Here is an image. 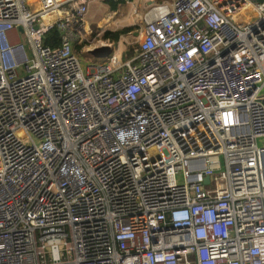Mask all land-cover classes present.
Wrapping results in <instances>:
<instances>
[{
	"label": "built area",
	"instance_id": "2783aa9c",
	"mask_svg": "<svg viewBox=\"0 0 264 264\" xmlns=\"http://www.w3.org/2000/svg\"><path fill=\"white\" fill-rule=\"evenodd\" d=\"M92 1L0 0V264H264V3L83 58Z\"/></svg>",
	"mask_w": 264,
	"mask_h": 264
},
{
	"label": "rangeland",
	"instance_id": "374dc122",
	"mask_svg": "<svg viewBox=\"0 0 264 264\" xmlns=\"http://www.w3.org/2000/svg\"><path fill=\"white\" fill-rule=\"evenodd\" d=\"M170 3L172 0H166L158 3L157 0H126V4L119 7L117 11H111L105 0H93L89 7L87 14L88 31L92 34L86 38H81L82 42L75 44L74 51L83 58H89L91 51L100 42H108L104 40V35L107 32H116L123 29H130L131 31L120 38L118 42H111L114 44L120 58L133 57L139 47L141 40V33L144 28V21L151 11L157 5L163 3ZM36 4H32V9H35ZM105 22L106 24H102ZM102 25V26H101Z\"/></svg>",
	"mask_w": 264,
	"mask_h": 264
},
{
	"label": "trees",
	"instance_id": "16d2710c",
	"mask_svg": "<svg viewBox=\"0 0 264 264\" xmlns=\"http://www.w3.org/2000/svg\"><path fill=\"white\" fill-rule=\"evenodd\" d=\"M164 1L166 0H157L158 3H162ZM105 3L109 6L111 11H117L119 7H122L126 4V0H105ZM130 31L131 30L128 28L116 32H107L104 35V40L116 43L122 36L127 35ZM45 44L49 47H58L60 45L58 33L54 30L49 32L45 38Z\"/></svg>",
	"mask_w": 264,
	"mask_h": 264
},
{
	"label": "water",
	"instance_id": "95a60500",
	"mask_svg": "<svg viewBox=\"0 0 264 264\" xmlns=\"http://www.w3.org/2000/svg\"><path fill=\"white\" fill-rule=\"evenodd\" d=\"M256 3H264V0H250ZM111 52V49L109 47H102V48H97L94 50L89 51V54L94 56V57H98L101 55H108ZM209 179L205 180V183H208Z\"/></svg>",
	"mask_w": 264,
	"mask_h": 264
},
{
	"label": "bare ground",
	"instance_id": "6f19581e",
	"mask_svg": "<svg viewBox=\"0 0 264 264\" xmlns=\"http://www.w3.org/2000/svg\"><path fill=\"white\" fill-rule=\"evenodd\" d=\"M29 1H33V0H29ZM103 23L106 24L105 22H102V24H103ZM101 26H102V25H101Z\"/></svg>",
	"mask_w": 264,
	"mask_h": 264
},
{
	"label": "crops",
	"instance_id": "0c3cea01",
	"mask_svg": "<svg viewBox=\"0 0 264 264\" xmlns=\"http://www.w3.org/2000/svg\"><path fill=\"white\" fill-rule=\"evenodd\" d=\"M261 142L264 143V140H262Z\"/></svg>",
	"mask_w": 264,
	"mask_h": 264
}]
</instances>
